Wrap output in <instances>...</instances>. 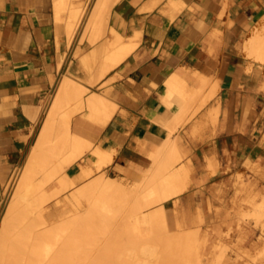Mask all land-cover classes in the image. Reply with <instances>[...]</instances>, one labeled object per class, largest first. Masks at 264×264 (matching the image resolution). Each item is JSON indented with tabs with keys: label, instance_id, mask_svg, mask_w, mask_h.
<instances>
[{
	"label": "crops",
	"instance_id": "obj_1",
	"mask_svg": "<svg viewBox=\"0 0 264 264\" xmlns=\"http://www.w3.org/2000/svg\"><path fill=\"white\" fill-rule=\"evenodd\" d=\"M67 1L0 0V208L28 148L50 118L58 134L55 115L66 108L71 134L86 142L67 171L75 186L153 187L150 199L178 189L160 208L181 232L207 238V256L250 250L260 234L244 222L252 203H264V67L252 66L244 45L264 4ZM71 7L83 10L76 36ZM88 28L106 30L96 44L108 57L94 70Z\"/></svg>",
	"mask_w": 264,
	"mask_h": 264
},
{
	"label": "rangeland",
	"instance_id": "obj_2",
	"mask_svg": "<svg viewBox=\"0 0 264 264\" xmlns=\"http://www.w3.org/2000/svg\"><path fill=\"white\" fill-rule=\"evenodd\" d=\"M261 2L264 4V0H261ZM68 7L67 1L65 9L58 19L59 23L65 22L66 15L68 14L66 9ZM69 16L70 20L74 22L73 28L70 30V35L72 36L75 33L76 36L81 31L78 26L80 27L79 22L82 21L83 17L82 7H74L71 9ZM87 16L88 8L86 9ZM262 18L254 24L244 45V52L250 59L252 66L256 64L264 67V64L260 62L256 55V51L260 47L259 42L255 41L253 45L249 46V42L257 36L255 32L264 23V15ZM92 19L97 20L98 18L93 17ZM89 33L90 42L92 43L94 51L89 53L86 68L94 70L99 67L100 61L107 60L109 52L98 51V48H101V46L96 44L106 34L96 37L95 29L88 28L86 30V36ZM81 53L82 51H78L76 56H79ZM66 112V108H60L55 115L56 130L63 134L62 125L65 120L64 114H67ZM37 142L38 139L32 142L21 166L17 169L12 181L6 186L4 202L0 208V225L9 210L15 193L21 190L15 212L16 218H19L21 214H30V217H37L38 214L44 212L49 218L54 219L58 225H61L58 233L50 237L61 241L64 236H68L70 245L67 252L63 250L60 253V264L65 263V256H67L66 262L69 264H207L206 262L208 264H229L230 262L232 264H239V261L243 262V264H264V203H252L250 214L248 215L249 220L244 222L246 226H249L252 230L260 234L259 236L251 237L252 247L250 250L245 252H231L232 247L225 246L216 249L211 256H207L205 254L206 245L208 244L207 238L196 232H181L180 229L182 227L180 225L173 226L169 223L167 213L166 219H152L151 221L154 222L151 224L150 216L152 213L158 211L161 206L159 202L152 205L148 197V192L153 187L140 188L133 193L130 191L114 194L99 191L86 193V183H84L81 186L73 185L55 195L52 191L54 185H57L67 175L68 169L72 166H67L66 164V160L73 155L72 141L71 139L65 138L59 141L60 144L58 147L51 148L47 146L41 152H38L40 154L37 153L36 155L32 152L28 158L30 152L35 149ZM53 154L56 164H51V166L48 165L47 167L46 163L51 158H54L52 157ZM177 163H179V159L174 165ZM29 165L32 167V175L23 189H21L22 184L20 179ZM60 167H63V169L56 172V176L50 179L51 170H58ZM160 175H154L150 186L160 183ZM118 202L119 205L117 204ZM115 205L116 207L121 206L119 209L115 208V210H118L117 212L113 210ZM141 205L143 206L141 207ZM138 207L139 209L141 207V209L137 210ZM29 216H21V219ZM30 217L28 219L29 221L33 219ZM16 218L14 221L15 224L17 221ZM37 218L40 220L39 217ZM36 219L34 218L33 220L35 221ZM29 221L25 223H29ZM34 221L31 222L34 224ZM161 221L162 223L165 221L163 223L164 225L161 224ZM31 222L29 225H31ZM39 222L36 221L34 226L37 227V223L39 224ZM15 224L13 227H16ZM33 224L32 227H34ZM239 224L242 227V222H239ZM157 227L162 228L164 231L160 230V228L157 229ZM39 228L42 230L43 226ZM39 228H36V230H39ZM153 229H155L154 233ZM157 230L162 231L160 234L162 238L159 236V232H157L159 237L153 236L154 234L157 235L155 233ZM151 234L153 236L152 238ZM169 238L181 239L179 253L182 252L184 254L185 248L193 249L192 251L194 253L191 251V254L194 256L190 254L191 260L186 259L187 257L183 259L185 255L187 256L189 254L190 250H187L185 255L180 254L183 256L180 257L178 250H175L178 249V243H176L178 245L177 248H174L176 246H172L176 251L175 255H173L174 251H170L169 247L174 244L170 241L167 242L170 240ZM163 239L167 240L165 242L166 244Z\"/></svg>",
	"mask_w": 264,
	"mask_h": 264
},
{
	"label": "bare ground",
	"instance_id": "obj_3",
	"mask_svg": "<svg viewBox=\"0 0 264 264\" xmlns=\"http://www.w3.org/2000/svg\"><path fill=\"white\" fill-rule=\"evenodd\" d=\"M99 16H101V19L103 21L106 19L104 14H101V15L98 14L97 17L99 18ZM105 24L107 25V23H105ZM97 32H99V31L97 30ZM105 32H106V30L103 31L102 35H104ZM255 33H257V36H256V38L254 37L255 39H253L249 42V46L253 45L255 41L259 42L260 47L256 51V55H257L258 59L260 60V62L262 64H264V23H262L260 25V27L257 29V31ZM96 35H98V33H96ZM128 52L129 51L127 49L121 50L120 53L118 54V56L114 59V61H115L114 64L121 61L127 55ZM54 129H55V127H54V123H53V118H50L47 121V123L43 129L40 140H39L38 144L36 145L33 153L37 155L38 152H41L47 146H49L51 148H56L60 144V142H59L60 140H63L65 138L71 139L72 144H73V155H72V157H69L66 160L67 166H70L77 160L78 157H80L81 155L84 154V152H86V142H84L81 138L71 134L70 121L64 122V124L62 126V131H64V134L62 132H58V134L56 135ZM54 140H56V142H54ZM38 154H40V153H38ZM52 157H54V158H51V160L47 161V163H46L47 167H48V165L51 166V164H53V165L56 164L54 154L52 155ZM62 169H63V167L58 168V170H55V169L51 170V174L49 176L50 179H53V177L56 176V172H59ZM31 175H32V167L29 165L26 168V170L23 172V175L21 176V179H20L21 184H22L21 189H23L26 182L31 178ZM176 175L177 174H174V176H176ZM73 185H74L73 180L68 175H66L63 179H61V181L57 185H55L53 187L52 191L56 195V194H59L60 192H62L64 190L68 189L69 187H71ZM101 187H104V189H109V190L114 192V191H118L117 189L119 186L116 185L114 182H108L104 186H101V183L97 182L96 184H94L93 189H94V191H98V189ZM20 191L15 193V196H14V198L10 204L9 210H8L7 214L5 215V217L3 218L1 225H0V264H60L59 263L60 262V253L63 250L67 252L69 245H70V242H69L70 240H69L68 236H64V238L61 241H58V240L54 239L53 237H50V236H54L55 234L58 233L61 225H58L54 219L49 218L47 216V214H45L44 212L43 213L41 212L40 214L37 215V217H39L40 220H38V218L36 216L30 217L29 216L30 214L19 215L20 220H19V218H16L15 212H16V209L18 206ZM154 192H155L154 197L152 199H150L152 202V205L155 203H158V202L159 203L164 202L166 199L177 194L179 192V190L178 189H166V190L155 189ZM117 204L119 205V202ZM112 205H113V203H112ZM150 205H151V203H150ZM138 206H140V205H138ZM142 206L143 205H141V207ZM148 206H149V204H148ZM119 207L121 208V206H119ZM119 207H116V205H115L113 210H115V208L119 209ZM141 207H140V209H141ZM140 209H139V207L137 208V210H140ZM115 211L117 212L118 210H115ZM26 215L29 216L30 218H33V219L37 218L35 221L33 219H31V221H34V224L28 220L29 217H26L27 219L22 217L23 219H21V216H26ZM15 218L17 220L16 224L14 222ZM156 218H158V220L160 218L165 219V212L163 210V207L160 208L158 211L152 213V215L150 216L151 224L154 222L151 220L156 219ZM26 220L29 221V223L31 222V225H29V223H25V222H27ZM36 221L37 222L41 221V222H39V224L37 223V227L34 226ZM13 223L16 225V227H13V225H14ZM163 223L161 221V224H163ZM32 224L35 227V229H33L34 227H32ZM39 225L43 226L42 230H40L41 228H39L40 227ZM27 226L30 228H28ZM160 227H157V229ZM36 228H39V230H36ZM162 228H163V226H162ZM162 228H160V230H163ZM154 231H155V229H153V233H154ZM157 232H159V236L161 237L160 234L162 233V231L160 232L159 230H157L155 233H157ZM152 234H151V238L153 236L159 237L158 233H157V235L154 234L153 236H152ZM46 237H48V238H46ZM151 238H149V239H151ZM175 239H176V242H175ZM179 240H177V238H174V239L171 238L168 241L166 239H163L164 243L166 241L167 242L170 241L174 244V245H171V247H169L170 251H174L173 255H175L177 250H178L179 255L183 254L182 252L179 253V251H180L179 248L181 246L180 245L181 239H179ZM176 243H178L179 246ZM167 246H169V245H167ZM172 246L173 247L176 246L174 248H177V246H178V249H175L176 250L175 251ZM187 250H190V249L185 248V252L183 255H185ZM192 250L193 249H191L189 251V254H187V256L185 255L183 257L180 255V257H183V259H185L187 257L186 259L191 260L190 256L191 255L194 256L193 254H191ZM192 253H194V252L192 251ZM192 260H195V259H192ZM66 261H67V256H65V263L64 264H69Z\"/></svg>",
	"mask_w": 264,
	"mask_h": 264
}]
</instances>
